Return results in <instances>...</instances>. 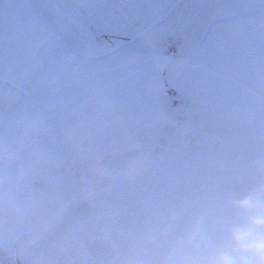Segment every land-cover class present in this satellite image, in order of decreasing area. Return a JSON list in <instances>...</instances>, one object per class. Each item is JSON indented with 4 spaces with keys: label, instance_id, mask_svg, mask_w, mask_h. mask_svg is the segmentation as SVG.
Masks as SVG:
<instances>
[{
    "label": "rangeland",
    "instance_id": "rangeland-1",
    "mask_svg": "<svg viewBox=\"0 0 264 264\" xmlns=\"http://www.w3.org/2000/svg\"><path fill=\"white\" fill-rule=\"evenodd\" d=\"M227 2L181 0L161 21L119 52L104 59L87 60L63 46L35 16L26 0H0V51L4 50L2 39L6 30L11 31L15 45L0 67L6 80L30 96L22 115L0 116L3 133L0 136V212L17 216L13 221L15 233L8 238L13 239L24 229L51 239L62 237L63 244L69 243L67 247L81 259V243L77 245L70 240L73 233L98 235L106 232L118 245L121 242L107 220L83 221L69 206L84 200L106 204L105 191L124 202L153 191L158 209L154 212L155 220L145 222L148 227L145 240L163 247L170 259H181L202 241L206 245L216 239L217 246L224 250L223 254L218 253L221 264H260L261 254L256 245L264 241V174L258 166L253 184L258 191H241L240 209L245 210L248 204L252 206L247 209L249 220L217 219V195L220 184L225 185L221 180L223 176L216 171L217 166L213 167V160L188 161L184 146L177 145L176 139L159 155L150 147L143 158L134 163H124L120 158L113 160L112 167L119 165L118 169L107 178L98 177L95 191L83 182L73 187L69 185L70 190L66 183L61 185L59 194L52 193L46 199L47 203L58 201L60 204L62 195L67 194L69 203L58 211H52V205L39 211L30 208V185L24 184L17 189L19 184L13 179L17 175L15 171L22 168L27 169L28 179H38L42 154L48 153L51 146H59L58 153L68 152L74 142L75 132L73 127L69 128L73 122L79 128L80 147H88V141L92 140L90 153L97 156L106 148H112L115 142H129L126 136L130 140L136 136L148 140L147 131H156L175 122L176 107L184 110L190 104L193 114L210 130L240 136L244 142L255 143L251 152L264 153V112L249 108L252 103L264 104V75L251 67L248 76L236 74L241 89L224 76L210 77L209 82H213L216 91L209 92L207 99L202 101L199 95L206 93L205 79L199 76L190 79L188 75L190 67L200 73L199 67L206 63L204 58H207L205 53L209 45L226 48L227 42L232 41L242 48L246 32L264 29V0H233L228 13L234 11L236 15L229 14L218 21L219 9ZM209 19L214 21L213 27L209 35L202 38L198 26L206 25ZM228 52L225 64H231L234 57L232 51ZM170 56L171 63L163 70ZM222 93L230 95L229 100L224 96L226 104L223 97L220 103ZM242 110L250 117L247 118ZM59 139L63 142L56 144ZM224 163L223 158L221 165ZM226 180L231 182L232 177ZM48 215L59 220L50 223ZM23 220H30L27 226ZM226 223L230 228L225 227L221 232ZM0 245L2 249H9L10 240L0 236ZM121 254L120 251L119 258Z\"/></svg>",
    "mask_w": 264,
    "mask_h": 264
},
{
    "label": "flooded vegetation",
    "instance_id": "flooded-vegetation-1",
    "mask_svg": "<svg viewBox=\"0 0 264 264\" xmlns=\"http://www.w3.org/2000/svg\"><path fill=\"white\" fill-rule=\"evenodd\" d=\"M227 1L228 2L226 3V5H224V7H220L219 9V15L216 18L218 21L222 20L224 17H226L229 14H232V16L236 15V12L234 11L228 13L231 9L230 2H232L233 0H227ZM234 4H237V2ZM213 22L214 21H212V19H209L206 25L198 26V29H200V32L202 33L201 36L202 38L209 35L210 29H212L213 27L211 23ZM4 36L5 37L2 39L4 50L0 51V63L4 58L7 59L8 57H10V55L12 54V50L15 48V45L11 40V31L6 30V35ZM192 36L193 35H189V37ZM243 37L245 44L243 45L242 48H238L237 44H235L232 41L227 42L228 46L226 48H223L224 46L211 48V45H209L205 53L207 58H204L206 63L203 66L201 65L199 67L200 73L193 71L198 69H194L190 67L188 72L190 79H192L194 76H199V79L204 78L206 82L204 84V86L206 87V90L204 92L206 93H204V96L203 94L199 95L201 101L204 100V98L209 95V92L216 91V86L213 88V84H212L213 82H209L210 77L214 78L215 76H221V77L224 76L226 77L228 82H230L234 86L235 85L238 86V88L241 89L242 87L240 86V84L238 85V82H236L237 81V78H235L236 74L242 73V75L248 76L251 67L253 69L258 70L257 71L258 74L264 75V29L260 30L258 28L257 31L250 33L246 32L243 35ZM11 44L14 46L10 47ZM227 49L234 53L233 54L234 57L233 59H231L230 62L231 64L224 63L225 53L228 52ZM219 50L221 51L219 52ZM2 69L3 68L0 67V79L6 80L5 74L2 73ZM228 71H230L231 73L227 75L226 73ZM189 93L192 94V90H189ZM241 94L247 100L246 94H244L243 92ZM27 95H28V103H29L30 96L29 94ZM228 95L229 94L224 95L222 93V95L220 96L221 97L220 103L223 101L224 98V102L226 104V102H228L227 99L229 100V96H230ZM210 98L212 99L211 96ZM190 99H191L190 102H192L191 95H190ZM206 99L207 98H205V100ZM173 101L175 102L176 99L173 98ZM253 104L254 103H252V105L249 106V108H252L256 112H264V104L263 105L254 104V106ZM235 107H239V106L235 105ZM241 112L244 113V115H246L247 118L250 117V114L245 110H242ZM174 114L176 117L175 122L167 123L162 128H159L156 131H151V132L147 131V134L149 136L148 140L140 139L141 136H136L134 139L132 138L130 140L126 138L127 137L126 136L124 138L129 142L127 143H123L121 141L115 142L112 148L111 147L106 148V150L103 152L102 155H97V156L92 155V153H90L92 151V148H90V143H92V140L88 141L89 142L88 147L86 146L80 147L81 145H79V143L81 142L78 141L80 140L79 128L78 126H75L76 123L73 122L71 125L69 124V128L73 127L72 130H74L75 132L74 136L72 137V139H74V142L72 143L73 147L69 149L68 152L66 153H58L57 150L59 146L58 147L51 146L50 150H48V153H43L42 160L39 162V164H41L39 166V168L41 169V173L38 179L32 180L30 177L28 179L29 174H27L26 168H22L21 171L20 169L19 171L18 170L15 171L17 175L13 179L17 184H19V186H17V189L23 188L22 185L24 184L26 186L27 184L30 185V197H29L30 208L34 207L36 211H39L42 209L44 210L49 205H52L51 206L52 211L53 210L58 211L61 209V207L64 204L69 203L67 202V194L62 195V199H61L62 201L60 202V204L58 203V201H49L47 203L46 199L47 196H49L52 193L59 194V192L62 191L61 190L63 188L62 186L65 183L66 186L69 187V189L67 188L68 190H70L71 187H73L74 185H79L81 182H83L84 183L83 185L86 186L89 185L91 187V191H95L96 180L98 177L107 178V176L111 175L112 172L118 169L119 165L112 167L113 160L120 158L124 163H128V162L134 163L138 161V160L133 161L126 159L124 157V154L127 151L141 149L143 150V156H144L145 152L149 151L152 148L154 154L159 155L163 152V150H165V148L171 143L172 140L176 139L177 145L182 144L184 146V155L185 158H188L187 159L188 161L193 162L197 158L199 159L206 158L208 160H213L215 161V163H212L213 167L216 168L217 166L216 171L220 173V176L221 175L223 176L221 180L222 182L225 181V185L221 186L220 184V190L218 191V195H217L218 198L217 200L218 205L216 206V209L218 210L217 219L218 220H249V217L246 216L247 212L249 214V211L247 209L252 208V206L248 204V208L246 209L243 206L242 208H244L246 211L240 209L241 207L240 205L243 203L241 202V199L243 198V196L241 195V191L253 192V193L258 191L255 185L253 184L256 179V166L262 168L263 169L262 172L264 174V153L251 152L252 150L255 149V143L250 142L252 144L251 146V144L244 142L243 138H241L240 136L235 137L233 135L220 134L218 131H213L207 128L202 123V120L198 119L196 115L193 114V106L191 104L186 106L184 110H181L177 106L174 111ZM178 123L179 125H177ZM168 125L174 127V130L171 135H167L165 131V128ZM177 134H179L180 136L176 137ZM2 135L3 133L0 130V136ZM64 136H65V132H63V135L61 137L63 138ZM165 137L167 139L166 144L161 146L160 140L161 138H165ZM60 139L59 141L56 142V144H60L63 142V140ZM149 143L150 146L147 145ZM158 149H160V152L156 154L155 152ZM223 158L225 160V163L222 166L221 160ZM24 165L25 163H23V166ZM73 176L75 177L71 178ZM229 176L232 177L231 182H227L226 180V178H228ZM6 177L7 179H10L11 176L7 175ZM64 179H66V181H64ZM69 185H71V187ZM14 189L16 190V187ZM251 197L252 196H250V198ZM156 199L157 198L155 193L151 191L146 196H142L140 198H136V200H131V201H128L126 199L125 201L128 202H124L116 198H113L111 194L108 195L107 191H105L104 200L106 201L105 202L106 204H103L102 202L99 201L95 202L91 200H84L76 203L75 205L74 204L71 205V207L69 206V209L74 211L75 216L86 222L93 220H107V222L110 224V228H112L114 232L113 234H115L116 238H118L119 240V237L121 238L123 234H127L125 233L126 230L125 232L122 231L123 230L122 225L119 226L118 223H120V221H122L123 225H125V223H127L128 220H130L133 224L150 222L151 220H155L154 212H156V209H158V203ZM14 200H16L15 194H14ZM82 202H88V204L91 207H94L98 211V214L95 217H91V218H84L80 216V214L78 213V207L79 204ZM26 207L28 206L26 205ZM16 217L17 216L13 214L9 215L7 213L0 212V220L4 221L6 219V221L4 222L2 221L0 223V236L10 240L9 249H2L0 245V264H22L18 256V250L15 247V242L21 236L26 234L44 238L60 245L61 247H63V249L67 252V254L76 264L95 263V261L91 259L89 252L85 250L84 245L87 239L92 241L97 237H103L105 239L110 240L117 251V257H119L121 246L118 245L119 243H117L116 239L112 238L106 232L99 233L98 235H95L94 233L91 234L88 232H86L87 234H85L83 232L85 234L83 239H81V236L84 234L76 235L73 233L70 236L71 237L70 240L72 241V243L76 242L77 245L79 244V242L81 243L80 248L83 253V257L81 259L75 256L72 250H70V248L67 247L70 246L68 245L69 243L67 244V246L63 244V241L61 240L62 237L58 239H51L46 235H43L42 233H38L36 231H27V229H24L18 234V236L14 237L13 239H10L8 238L9 237L8 235H13L15 233V226H14L15 222L13 221L15 220ZM49 219L51 220L50 223H54L55 220H59V218L57 219L55 216L54 217L51 216L49 217ZM28 221L30 220H23V223H25L24 226H27L26 223H28Z\"/></svg>",
    "mask_w": 264,
    "mask_h": 264
},
{
    "label": "water",
    "instance_id": "water-1",
    "mask_svg": "<svg viewBox=\"0 0 264 264\" xmlns=\"http://www.w3.org/2000/svg\"><path fill=\"white\" fill-rule=\"evenodd\" d=\"M180 0H27L31 10L71 52L90 60L110 56L162 20ZM170 56L164 70L171 62ZM28 95L10 81L0 79V115H21ZM179 125V123L177 124ZM174 127L166 126L167 135ZM161 138V146L166 144ZM160 149L156 150V154ZM143 150H129L124 157L139 160ZM84 218L98 211L88 202L79 204ZM22 264H75L64 249L49 240L23 235L15 242ZM94 264H109L117 258L113 243L103 237L84 245Z\"/></svg>",
    "mask_w": 264,
    "mask_h": 264
},
{
    "label": "trees",
    "instance_id": "trees-1",
    "mask_svg": "<svg viewBox=\"0 0 264 264\" xmlns=\"http://www.w3.org/2000/svg\"><path fill=\"white\" fill-rule=\"evenodd\" d=\"M118 224L119 226L122 225V231L125 232L126 230L125 233L127 234L122 233V237H119L122 254L113 264H221L218 260V253L222 252L221 254H223L224 250L221 246H217L219 242L216 239L206 245L203 243L205 241H202L192 252L181 259H170L169 254L159 244L153 242L151 245L146 242L145 234L148 227L145 226V222L133 224L128 220L125 225L122 221ZM225 227L230 228L226 223L221 228V232ZM222 234H225L224 231Z\"/></svg>",
    "mask_w": 264,
    "mask_h": 264
},
{
    "label": "clouds",
    "instance_id": "clouds-1",
    "mask_svg": "<svg viewBox=\"0 0 264 264\" xmlns=\"http://www.w3.org/2000/svg\"><path fill=\"white\" fill-rule=\"evenodd\" d=\"M256 249L261 254L260 264H264V241L258 242L256 245Z\"/></svg>",
    "mask_w": 264,
    "mask_h": 264
}]
</instances>
